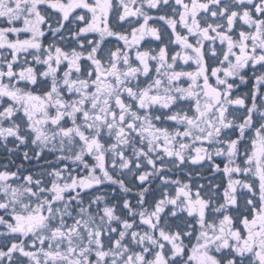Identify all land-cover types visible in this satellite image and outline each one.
Segmentation results:
<instances>
[{"label":"snow or ice","instance_id":"6c2138e0","mask_svg":"<svg viewBox=\"0 0 264 264\" xmlns=\"http://www.w3.org/2000/svg\"><path fill=\"white\" fill-rule=\"evenodd\" d=\"M0 264H264V0H0Z\"/></svg>","mask_w":264,"mask_h":264}]
</instances>
